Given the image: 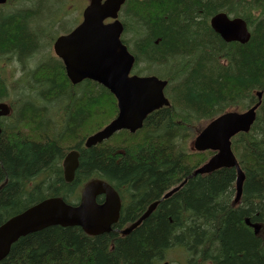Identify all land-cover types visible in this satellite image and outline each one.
Segmentation results:
<instances>
[{
  "label": "trees",
  "instance_id": "16d2710c",
  "mask_svg": "<svg viewBox=\"0 0 264 264\" xmlns=\"http://www.w3.org/2000/svg\"><path fill=\"white\" fill-rule=\"evenodd\" d=\"M77 0H8L0 7V225L48 198L79 201L93 179L111 184L123 208L109 234L50 227L19 239L0 264H264V0H127L120 13L134 73L168 81L169 107L135 134L122 131L89 149L87 137L117 114L114 96L86 80L73 85L52 51L80 18ZM223 12L244 19L247 44L226 43L210 26ZM72 19L71 26L66 23ZM249 133L232 139L245 174L235 204L236 170L192 176L214 155L192 143L205 123L259 103ZM200 128V129H199ZM80 152L72 183L62 162ZM181 188L170 197L164 196ZM155 202V211L130 234ZM261 225L256 235L246 224Z\"/></svg>",
  "mask_w": 264,
  "mask_h": 264
},
{
  "label": "water",
  "instance_id": "95a60500",
  "mask_svg": "<svg viewBox=\"0 0 264 264\" xmlns=\"http://www.w3.org/2000/svg\"><path fill=\"white\" fill-rule=\"evenodd\" d=\"M7 0H0V5ZM126 0H90L83 13V22L68 35L54 43L56 55L62 59L66 74L72 84L92 80L107 88L117 99L118 115L106 128L89 137L86 147L97 146L121 130L135 133L142 129L144 121L154 111L170 106L164 89L167 81L155 76H131L135 58L121 41L124 31L118 14ZM112 19L113 22L105 23ZM212 29L226 43L247 44L251 38L248 25L241 18H229L225 13L215 15L210 21ZM263 92L258 93L259 103L244 111H229L212 120L196 137L193 147L197 152L212 151L215 155L193 176L209 174L224 168L237 171L236 199L243 193L245 174L232 150V139L240 133H248L255 120ZM10 114L7 104L0 103V118ZM1 135V128H0ZM79 167V153L71 152L64 160L63 169L67 182H72ZM181 187V186H180ZM180 187L165 195L171 196ZM100 196L105 200L97 202ZM152 204L147 212L122 235L130 234L156 208ZM121 200L114 188L102 180L88 183L78 205H69L61 198H50L12 217L0 226V262L10 253L19 239L50 227H80L89 236L112 232L120 218ZM246 224L258 234L261 225ZM167 264V263H166Z\"/></svg>",
  "mask_w": 264,
  "mask_h": 264
},
{
  "label": "rangeland",
  "instance_id": "374dc122",
  "mask_svg": "<svg viewBox=\"0 0 264 264\" xmlns=\"http://www.w3.org/2000/svg\"><path fill=\"white\" fill-rule=\"evenodd\" d=\"M79 1L78 5L80 7V5H82V0H77V2ZM68 26H71L72 24V19H70L67 23ZM207 123H205L204 125H206ZM204 126L201 125V128H203ZM200 129V128H199ZM170 258L173 260V264H184V257L179 253V252H175L173 253ZM167 262H171L170 260H168Z\"/></svg>",
  "mask_w": 264,
  "mask_h": 264
},
{
  "label": "bare ground",
  "instance_id": "6f19581e",
  "mask_svg": "<svg viewBox=\"0 0 264 264\" xmlns=\"http://www.w3.org/2000/svg\"><path fill=\"white\" fill-rule=\"evenodd\" d=\"M170 192V191H169ZM114 227V226H113ZM70 228H72V227H70ZM77 228H80V227H77ZM81 229V228H80ZM113 230V229H112ZM84 232V231H83ZM122 234V233H121ZM163 264H166V262H164ZM168 264V263H167Z\"/></svg>",
  "mask_w": 264,
  "mask_h": 264
}]
</instances>
